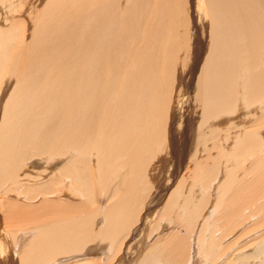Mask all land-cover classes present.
I'll use <instances>...</instances> for the list:
<instances>
[{
    "label": "bare ground",
    "instance_id": "bare-ground-1",
    "mask_svg": "<svg viewBox=\"0 0 264 264\" xmlns=\"http://www.w3.org/2000/svg\"><path fill=\"white\" fill-rule=\"evenodd\" d=\"M256 221L264 0H0V264H264Z\"/></svg>",
    "mask_w": 264,
    "mask_h": 264
},
{
    "label": "rangeland",
    "instance_id": "rangeland-1",
    "mask_svg": "<svg viewBox=\"0 0 264 264\" xmlns=\"http://www.w3.org/2000/svg\"><path fill=\"white\" fill-rule=\"evenodd\" d=\"M42 51H43L42 49H39L37 53L33 54V59H34L33 62L39 63V60H40L41 55H42ZM47 52L48 53H51V54H54L55 53V51L53 50V48H47ZM17 81H22V78H17ZM231 125H232V123H230L227 127H224L225 130L226 129L228 130V133L235 131L234 128H231ZM255 224H259L262 227L264 226L261 223H257V221H256Z\"/></svg>",
    "mask_w": 264,
    "mask_h": 264
}]
</instances>
